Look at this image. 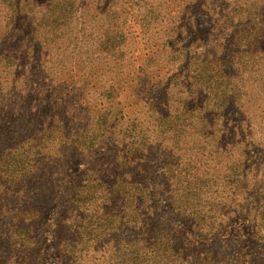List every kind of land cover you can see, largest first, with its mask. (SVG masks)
Masks as SVG:
<instances>
[{"label":"trees","instance_id":"16d2710c","mask_svg":"<svg viewBox=\"0 0 264 264\" xmlns=\"http://www.w3.org/2000/svg\"><path fill=\"white\" fill-rule=\"evenodd\" d=\"M221 1L131 62L130 0H0V264H264V0Z\"/></svg>","mask_w":264,"mask_h":264},{"label":"rangeland","instance_id":"374dc122","mask_svg":"<svg viewBox=\"0 0 264 264\" xmlns=\"http://www.w3.org/2000/svg\"><path fill=\"white\" fill-rule=\"evenodd\" d=\"M164 1V0H162ZM231 0H223L220 3L223 6V11H227L229 6H230ZM149 0H130V3L128 4L127 11L129 12L128 15V23L131 26V29L133 30V36L130 39V41L127 43V48L128 51L131 52L130 54H127L126 59L130 60L131 62L135 61L134 58L137 54H141V50L145 48H149V45L153 46L154 43L159 45L164 43V47L168 45V41L166 40V35H162V29L165 27V23L168 21L166 18L163 21V23L160 26H157V22H154L153 25L148 26V29L143 32L141 30V23H143L140 19L141 16L146 15L148 16V12L144 11V6L149 5ZM222 10V9H221ZM181 12V6L179 3H175L173 5H169V7L163 6L160 14V19L161 17H173L176 16L177 13ZM143 14V15H142ZM104 15L101 13L98 15L97 18L92 22L91 27L88 26L89 28V34L85 35L86 36V42L88 47L91 49L96 42V37H98L99 33V28L97 27L98 24L102 23V18ZM195 16V13L194 15ZM148 19V18H146ZM194 17H189L187 18V21L190 23V28L189 30H195L196 26L193 23ZM202 19V18H200ZM147 21V20H146ZM150 22V21H148ZM201 26H207L208 25V20L207 19H202L200 21ZM147 24V23H146ZM77 26H75L76 28ZM77 30V29H76ZM187 39L183 40L184 42ZM215 40L217 41H222L221 35H215ZM181 42V41H180ZM175 43L176 46H179L181 43ZM84 43V42H83ZM214 46L213 43H209L206 46L201 45L199 48L198 46L195 48V52L200 53L203 50L207 51V49H211L210 47ZM128 52V53H129ZM68 68V66H66ZM12 98L11 95L8 96L7 100L9 98ZM10 101V99H9ZM251 103V104H250ZM250 104V105H249ZM249 104L247 105L249 108V112L247 114L248 119H250L251 125H252V131L253 134L255 135V138L258 139L260 138V144L264 146V83H254L252 88H251V94L249 98ZM261 157V154L258 155V158ZM46 264H57V261L54 258L48 257L46 260Z\"/></svg>","mask_w":264,"mask_h":264}]
</instances>
